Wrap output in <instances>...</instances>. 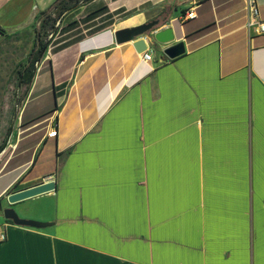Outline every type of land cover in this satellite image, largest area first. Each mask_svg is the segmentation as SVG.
<instances>
[{
    "label": "crops",
    "instance_id": "0c3cea01",
    "mask_svg": "<svg viewBox=\"0 0 264 264\" xmlns=\"http://www.w3.org/2000/svg\"><path fill=\"white\" fill-rule=\"evenodd\" d=\"M53 1L0 0V29ZM124 1L149 3L131 27L158 7L185 53L154 43L144 62L108 28L48 46L1 133L0 264H264V33L247 29L245 0ZM7 207L44 226L5 220Z\"/></svg>",
    "mask_w": 264,
    "mask_h": 264
},
{
    "label": "rangeland",
    "instance_id": "374dc122",
    "mask_svg": "<svg viewBox=\"0 0 264 264\" xmlns=\"http://www.w3.org/2000/svg\"><path fill=\"white\" fill-rule=\"evenodd\" d=\"M149 3H145L136 8H130L125 5L124 0H95L91 4L80 7L78 10L69 14V16L62 20L61 23L57 22L56 26L63 27L71 21H75L74 27L76 30L62 36L56 35V40H64L69 37H80L87 35L93 27H106L108 29H123L131 27L137 23V17L134 15L139 13L143 8H148ZM105 7L92 17L87 16L96 10V8ZM158 7L150 10L145 18V22L159 19L160 22L164 21L166 15L158 14ZM93 17H97L94 21H90ZM24 28L17 32L7 33L0 39V140L3 139L2 129L7 131L10 127L13 130L17 127L18 117L21 109L25 103L26 93L28 88L20 82L18 71L25 65L26 59L29 55L33 44V27ZM90 29V30H87ZM50 38V34L45 37ZM54 44V43H53ZM52 44V45H53ZM45 104H40L32 108L29 106L26 114L31 110L37 112ZM22 115V113H21Z\"/></svg>",
    "mask_w": 264,
    "mask_h": 264
},
{
    "label": "water",
    "instance_id": "95a60500",
    "mask_svg": "<svg viewBox=\"0 0 264 264\" xmlns=\"http://www.w3.org/2000/svg\"><path fill=\"white\" fill-rule=\"evenodd\" d=\"M159 23V19H154L137 26L116 30L114 31V42L116 45L131 43L136 53L144 52L150 46V44H160L165 46L161 53L162 56L168 60H173L183 55L185 53L184 44L182 42H177L167 45L174 39L172 28L158 30L157 28ZM54 189L55 182L51 180L14 193L7 194L5 198L8 205H13L26 199L54 191ZM2 214L5 220H9L18 226H44L43 223L21 219L11 207L5 208L2 211Z\"/></svg>",
    "mask_w": 264,
    "mask_h": 264
},
{
    "label": "trees",
    "instance_id": "16d2710c",
    "mask_svg": "<svg viewBox=\"0 0 264 264\" xmlns=\"http://www.w3.org/2000/svg\"><path fill=\"white\" fill-rule=\"evenodd\" d=\"M94 1L95 0H54L46 9L38 14L36 18V24L33 27V44L31 50L26 59L25 65L18 71V76L22 84H24L27 88L30 86L36 74L37 65L50 44H67L77 41L78 39L85 36H72L67 39L57 41V34H61L62 37L76 30L74 27L76 22L71 21L63 27L56 26V23H61L62 20L67 18L70 13L78 10L82 6L85 7L89 5ZM104 10L105 7L96 8V10L91 12L87 17L90 18ZM96 18L97 17H93L90 21H94ZM162 22L159 23L158 27L162 24ZM105 28L106 27H92L91 30L87 29L90 30L87 35L98 32ZM0 33L2 37L6 35L2 29H0ZM48 34H50V38L47 36L45 37V35ZM10 131L11 129L8 127L6 136L10 134Z\"/></svg>",
    "mask_w": 264,
    "mask_h": 264
},
{
    "label": "built area",
    "instance_id": "2783aa9c",
    "mask_svg": "<svg viewBox=\"0 0 264 264\" xmlns=\"http://www.w3.org/2000/svg\"><path fill=\"white\" fill-rule=\"evenodd\" d=\"M245 9L248 12V20L246 27L248 30H253L255 34H262L264 33V22L259 18V11L258 5L256 0H245ZM193 10L190 11L185 15V18L190 19L193 18ZM142 60L144 62H148L152 59V51L147 48L144 52L141 53ZM56 135V131L53 130L48 133V137H54ZM6 239V230L5 228L0 226V242Z\"/></svg>",
    "mask_w": 264,
    "mask_h": 264
},
{
    "label": "flooded vegetation",
    "instance_id": "af4514ba",
    "mask_svg": "<svg viewBox=\"0 0 264 264\" xmlns=\"http://www.w3.org/2000/svg\"><path fill=\"white\" fill-rule=\"evenodd\" d=\"M157 19V18H156ZM154 20V19H153Z\"/></svg>",
    "mask_w": 264,
    "mask_h": 264
}]
</instances>
